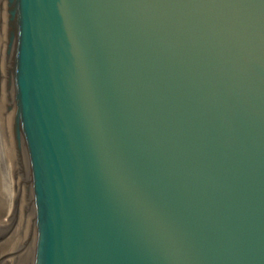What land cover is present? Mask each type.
<instances>
[{
	"label": "water",
	"instance_id": "1",
	"mask_svg": "<svg viewBox=\"0 0 264 264\" xmlns=\"http://www.w3.org/2000/svg\"><path fill=\"white\" fill-rule=\"evenodd\" d=\"M0 264H264V0H0Z\"/></svg>",
	"mask_w": 264,
	"mask_h": 264
}]
</instances>
